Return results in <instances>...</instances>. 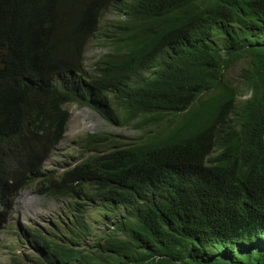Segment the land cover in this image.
<instances>
[{
	"label": "trees",
	"instance_id": "16d2710c",
	"mask_svg": "<svg viewBox=\"0 0 264 264\" xmlns=\"http://www.w3.org/2000/svg\"><path fill=\"white\" fill-rule=\"evenodd\" d=\"M94 38L112 49L87 69ZM72 102L141 135L91 134L48 169ZM33 186L75 219L27 239L38 264H264L241 244L264 235V0H0V233ZM96 204L125 213L82 247Z\"/></svg>",
	"mask_w": 264,
	"mask_h": 264
},
{
	"label": "rangeland",
	"instance_id": "374dc122",
	"mask_svg": "<svg viewBox=\"0 0 264 264\" xmlns=\"http://www.w3.org/2000/svg\"><path fill=\"white\" fill-rule=\"evenodd\" d=\"M107 18L115 19L117 15L110 13ZM111 49L110 41L105 42L97 38L91 40L86 47L87 66L92 68L94 63L101 56L109 53ZM242 67V63H237L233 66L230 75L240 89H245L240 78ZM67 107L71 113L68 132L46 163L45 166L48 169L59 171L63 163H74L80 160L84 155L82 147L85 144V139L91 133L119 134L123 140L130 142L128 144H131L141 135L134 126L122 127L107 122L99 113L88 106L69 103ZM88 210L92 234L90 237L84 238L81 243V245L87 246H91L97 236L111 235L114 232L112 228L114 222L121 219L125 213L121 207L113 212H108L107 207L103 204L90 206ZM67 214L71 215L68 200H58L42 195L37 192L36 186L23 190L16 199L9 222L0 234V264H38L39 262L36 263V261L38 257H41V254L38 249L31 247L27 239L36 245L37 242L43 244V241L39 235L35 236V233L48 234L53 238L55 233H58L64 239L65 228L75 223L74 218L66 220L65 215ZM25 231L30 234L25 233Z\"/></svg>",
	"mask_w": 264,
	"mask_h": 264
},
{
	"label": "clouds",
	"instance_id": "9594fccd",
	"mask_svg": "<svg viewBox=\"0 0 264 264\" xmlns=\"http://www.w3.org/2000/svg\"><path fill=\"white\" fill-rule=\"evenodd\" d=\"M72 103H74V102H72ZM69 104V103H68ZM67 104V105H68ZM67 105H66V107H67ZM88 107H90V106H88ZM68 108V107H67ZM90 108H92V107H90ZM93 109V108H92ZM94 111H96L95 109H93ZM70 111V110H69ZM97 112V111H96ZM98 113V112H97ZM101 115V114H100ZM70 116H71V113H70ZM102 116V115H101ZM103 117V116H102ZM71 118V117H70ZM107 122H109V123H112V122H110V121H108L105 117H103ZM183 119V118H182ZM182 119H180L179 121H181ZM69 124V123H68ZM112 124H115V123H112ZM115 125H118V126H122V125H119V124H115ZM129 126H133V125H129ZM129 126H127V127H129ZM160 126H162V124H148L147 125V127H148V129H149V131L151 132V131H154V130H156V129H158ZM122 127H124V126H122ZM137 129V128H136ZM67 132H68V128H67ZM67 132H66V134H67ZM91 134H102V133H99V132H97V133H91ZM91 134H89V135H91ZM110 134H114V133H110ZM89 135H87V137H86V139H85V143H87V138H88V136ZM114 135H119V134H114ZM66 136V135H65ZM118 139L120 140V141H123V139H122V137H121V135H119V137H118ZM82 151H84L83 150V148H82ZM94 153H92V152H84V155H83V157L80 159V160H82V159H84L85 157H88V156H90V155H93ZM77 161H79V160H77ZM77 161H75V162H77ZM74 162V163H75ZM69 163V162H68ZM74 163H72V164H74ZM66 167V166H65ZM61 167V171L62 170H65V169H67V168H69V167ZM107 207V206H106ZM105 209V208H104ZM106 210V209H105ZM114 210H116V209H114ZM114 210H111V209H109L108 207H107V211L108 212H113ZM88 213H89V210H88ZM107 215H108V213H107ZM109 216V215H108ZM89 218H90V215L89 214H87V220H88V222H89V224L91 225V223H90V221H89ZM117 221V220H116ZM115 221V222H116ZM115 222H114V224H113V226H112V228H113V230L115 231ZM92 228V227H91ZM112 235V234H111ZM101 236H106L107 237V235H100V236H97V237H101ZM110 236V235H109ZM93 243V242H92ZM92 243H91V246H89L90 248L92 247ZM241 244H246L247 246H251V247H253V248H257V249H259V250H261V248H263L264 247V235H259V236H257V237H253V239L252 240H248V242H244V241H241ZM63 245H66L65 243H63ZM80 246H82V247H84L85 245H81L80 244ZM32 247V246H31Z\"/></svg>",
	"mask_w": 264,
	"mask_h": 264
},
{
	"label": "bare ground",
	"instance_id": "6f19581e",
	"mask_svg": "<svg viewBox=\"0 0 264 264\" xmlns=\"http://www.w3.org/2000/svg\"><path fill=\"white\" fill-rule=\"evenodd\" d=\"M95 39V38H94ZM93 39V40H94ZM107 54V53H106ZM237 63H242L243 64V67H242V70H241V81H242V83H243V85H244V88L245 89H240V87L233 81V79H231V75H230V72H231V70H232V68H233V66L234 65H236ZM236 64H234L232 67H230L229 69H228V71H227V73H226V78H227V80H228V83L230 84V85H234L235 87H237V89H238V100L240 101V102H242L243 100H245V99H247L248 97H250V94H251V91H250V89L247 87V85H246V83H245V81H244V77H243V70L246 68V67H248V64L247 63H245V61L244 60H242V61H238ZM86 67H87V69H94L93 68V66H92V68L91 67H88L87 66V64H86ZM212 92H216V89L214 88V89H212ZM9 222V221H8ZM7 222V223H8ZM7 225V224H6ZM5 228V227H4ZM3 228V229H4ZM2 232V231H1ZM1 234V233H0Z\"/></svg>",
	"mask_w": 264,
	"mask_h": 264
}]
</instances>
